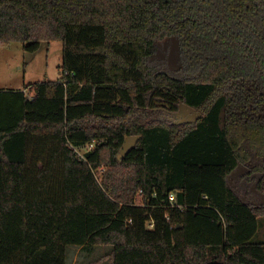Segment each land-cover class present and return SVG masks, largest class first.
Returning <instances> with one entry per match:
<instances>
[{
	"label": "trees",
	"instance_id": "obj_1",
	"mask_svg": "<svg viewBox=\"0 0 264 264\" xmlns=\"http://www.w3.org/2000/svg\"><path fill=\"white\" fill-rule=\"evenodd\" d=\"M52 40L56 79L0 89V264H264V0H0V42Z\"/></svg>",
	"mask_w": 264,
	"mask_h": 264
},
{
	"label": "rangeland",
	"instance_id": "obj_2",
	"mask_svg": "<svg viewBox=\"0 0 264 264\" xmlns=\"http://www.w3.org/2000/svg\"><path fill=\"white\" fill-rule=\"evenodd\" d=\"M61 60L62 43L59 40L42 41L35 51L25 50L20 41L0 42V89H23L36 81L56 79ZM149 61L156 69H178L182 61L177 38L157 39ZM84 148L82 146L80 151ZM101 171H96V175L99 176ZM253 240L264 242V215L259 217ZM110 249L107 244L91 248L68 245L66 264H110L106 256Z\"/></svg>",
	"mask_w": 264,
	"mask_h": 264
},
{
	"label": "water",
	"instance_id": "obj_3",
	"mask_svg": "<svg viewBox=\"0 0 264 264\" xmlns=\"http://www.w3.org/2000/svg\"><path fill=\"white\" fill-rule=\"evenodd\" d=\"M181 110H183L185 113L189 115L188 118L185 119V122H195L198 118L202 117L201 112H199L193 106H190L183 102L179 103L178 112H180ZM138 138H139L138 134H129L125 136L124 142L117 154V157L120 158L121 156L125 155L136 144ZM238 170L239 168H237L236 171ZM254 203L264 204V192L258 194L257 199L254 201Z\"/></svg>",
	"mask_w": 264,
	"mask_h": 264
},
{
	"label": "flooded vegetation",
	"instance_id": "obj_4",
	"mask_svg": "<svg viewBox=\"0 0 264 264\" xmlns=\"http://www.w3.org/2000/svg\"><path fill=\"white\" fill-rule=\"evenodd\" d=\"M178 112V111H177ZM174 114L175 117V121L176 122H185V119L188 118V114L185 113L183 110H181L180 112ZM258 194L253 198V201H255L257 199Z\"/></svg>",
	"mask_w": 264,
	"mask_h": 264
},
{
	"label": "built area",
	"instance_id": "obj_5",
	"mask_svg": "<svg viewBox=\"0 0 264 264\" xmlns=\"http://www.w3.org/2000/svg\"><path fill=\"white\" fill-rule=\"evenodd\" d=\"M170 198H172L171 195H170ZM148 226H149V227H152V222H149V223H148Z\"/></svg>",
	"mask_w": 264,
	"mask_h": 264
}]
</instances>
